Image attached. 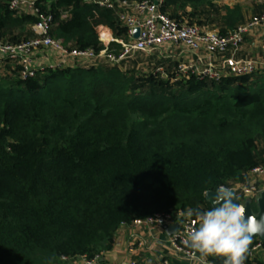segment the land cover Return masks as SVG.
Here are the masks:
<instances>
[{
    "label": "trees",
    "instance_id": "trees-1",
    "mask_svg": "<svg viewBox=\"0 0 264 264\" xmlns=\"http://www.w3.org/2000/svg\"><path fill=\"white\" fill-rule=\"evenodd\" d=\"M36 5L52 18L50 35L69 49L98 53L105 32L127 40L115 11L89 0ZM162 10L201 29L215 25L222 35L245 24L237 5L212 0H164ZM37 20L0 0L1 41L35 37ZM108 51L117 55L121 45L110 42ZM103 61L36 65L26 79L17 63L4 61L0 264H64L103 253L122 223L160 212L177 221L178 212L209 209L205 189L248 185L250 171L264 165V70L218 82L194 74L171 81L154 71L138 75L127 59ZM246 264L264 263L248 253Z\"/></svg>",
    "mask_w": 264,
    "mask_h": 264
},
{
    "label": "built area",
    "instance_id": "built-area-1",
    "mask_svg": "<svg viewBox=\"0 0 264 264\" xmlns=\"http://www.w3.org/2000/svg\"><path fill=\"white\" fill-rule=\"evenodd\" d=\"M92 4L102 9L115 11L118 21L125 28L127 40L116 39L111 32H105L100 40L105 48L96 53L92 48L77 50L69 49L60 39L50 35L52 24L50 16L40 14L36 5L37 0H8L9 8L16 12H25L37 16L38 20L32 25L35 37L19 43L3 42L0 40V69L8 61L17 63L21 67L23 79L32 77L35 73L37 56L39 53L54 52L57 55L53 67L82 66L83 63H97L106 60L109 63H118L120 60L130 59L135 55H168L171 50H181L185 55L194 59L177 62L167 73L164 64H159L154 72L171 81L183 80L194 74L199 78L220 81L225 76H241L253 74L264 70L251 58H238L245 35L254 27H264V12L253 16L244 25L222 35L217 31H203L196 25L186 21L180 22L169 17L162 10L164 0H89ZM137 31V33H136ZM109 36L108 42L103 38ZM116 42L121 45V52L114 54L107 52L108 43ZM203 54V56L201 55ZM264 55V48L262 50ZM221 58V63L215 65L214 58ZM206 63H205V61ZM204 61L203 65L201 63ZM261 177L264 179V165L256 166L250 171V178ZM236 196H243L245 200H256L259 188L255 180H250L248 185H235L231 188ZM204 208V207H203ZM203 210H207L204 208ZM186 213L178 212L179 220L173 221L167 212L156 213L153 216L136 219L130 224L133 226L146 225L167 230L174 223L178 230L169 236L172 248L182 256L193 261L194 264H213L195 249L184 244L186 235L198 227L195 216L186 218ZM249 256L255 257L258 250H264L260 242L250 245ZM103 253L94 256L82 255L79 258L83 264H106ZM67 258H63L66 260ZM134 264V263H131ZM155 264H168L167 260H159Z\"/></svg>",
    "mask_w": 264,
    "mask_h": 264
},
{
    "label": "crops",
    "instance_id": "crops-1",
    "mask_svg": "<svg viewBox=\"0 0 264 264\" xmlns=\"http://www.w3.org/2000/svg\"><path fill=\"white\" fill-rule=\"evenodd\" d=\"M212 1L215 4L228 7L237 5L241 9L245 23L250 21L253 16L264 12V0ZM202 30L217 31V27L215 25H207ZM263 48L264 27H254L245 35L244 43L237 57L251 58L252 60H256L258 65L261 66L262 62H264V55L262 54ZM201 55L203 56V54ZM183 57L185 60L194 59L190 55H184L179 49L169 51L166 56V58L174 60L172 64L183 60ZM56 59L57 55L54 52L39 53L37 56V64L40 66H51L55 63ZM204 61L201 63V66ZM220 61L221 58L217 56L214 58L213 63L217 66L221 63ZM83 64H87V62ZM164 65L168 67V65ZM250 180H255L259 188L257 198L264 194V179L261 177H253ZM170 235L167 230L160 228L146 225L133 226L129 223H122L114 235L110 248L103 252L104 262L106 264H155L159 260H167L168 264H194L193 261L182 256L171 247L169 243ZM253 258L264 263V250H258ZM64 264H83V261L79 257H76L66 260Z\"/></svg>",
    "mask_w": 264,
    "mask_h": 264
},
{
    "label": "clouds",
    "instance_id": "clouds-1",
    "mask_svg": "<svg viewBox=\"0 0 264 264\" xmlns=\"http://www.w3.org/2000/svg\"><path fill=\"white\" fill-rule=\"evenodd\" d=\"M213 190L211 207L193 213L186 212V218L195 215L198 227L193 228L184 244L204 256H220L224 264H246L253 237L264 235V216H245V205L236 203L233 190L228 186L205 189L208 200ZM209 201V200H208Z\"/></svg>",
    "mask_w": 264,
    "mask_h": 264
},
{
    "label": "rangeland",
    "instance_id": "rangeland-1",
    "mask_svg": "<svg viewBox=\"0 0 264 264\" xmlns=\"http://www.w3.org/2000/svg\"><path fill=\"white\" fill-rule=\"evenodd\" d=\"M104 42H108L110 37L109 36H105L103 38ZM129 61L131 62H128L129 65H134L135 63V73H137L138 75L141 74V73H148L150 71H154L155 70V66L157 65L156 64V61H161L163 64H166L168 66L170 65H175V64H172V62L174 63V60L171 59V58H166V55H157V54H154L152 56H147V55H138V56H134L130 59H128ZM102 62H104L102 60ZM98 63V62H97ZM169 63V64H168ZM85 66H88L90 65V63H87V64H84ZM242 202H246V200H242Z\"/></svg>",
    "mask_w": 264,
    "mask_h": 264
},
{
    "label": "water",
    "instance_id": "water-1",
    "mask_svg": "<svg viewBox=\"0 0 264 264\" xmlns=\"http://www.w3.org/2000/svg\"><path fill=\"white\" fill-rule=\"evenodd\" d=\"M137 33V31H136ZM234 193V191H233ZM213 195V192L209 193V197H208V202L209 204L211 203V197ZM237 201L236 203H240V204H244L245 205V216H249V215H253L255 214L257 219H259L261 216H264V194H262L260 197H258L255 202H251V201H247L244 203L242 202L237 196L236 194L234 193ZM211 205V204H210ZM253 205L254 207L256 208V212H253ZM178 230V224L175 223L171 226H169L167 228V231L170 233V234H173L175 233L176 231ZM253 238H257L258 240L260 241H264V235H256L254 236Z\"/></svg>",
    "mask_w": 264,
    "mask_h": 264
}]
</instances>
